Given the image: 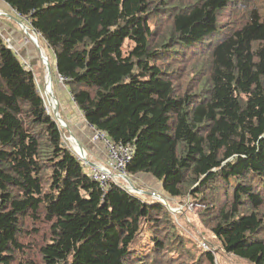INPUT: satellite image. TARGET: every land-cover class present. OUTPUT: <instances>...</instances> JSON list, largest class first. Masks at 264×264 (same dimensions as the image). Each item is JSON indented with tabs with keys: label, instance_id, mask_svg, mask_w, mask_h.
I'll return each instance as SVG.
<instances>
[{
	"label": "trees",
	"instance_id": "16d2710c",
	"mask_svg": "<svg viewBox=\"0 0 264 264\" xmlns=\"http://www.w3.org/2000/svg\"><path fill=\"white\" fill-rule=\"evenodd\" d=\"M2 1L85 122L132 146L126 174L188 197L225 252L264 264V2ZM172 214L89 176L0 37V264H214Z\"/></svg>",
	"mask_w": 264,
	"mask_h": 264
},
{
	"label": "rangeland",
	"instance_id": "374dc122",
	"mask_svg": "<svg viewBox=\"0 0 264 264\" xmlns=\"http://www.w3.org/2000/svg\"><path fill=\"white\" fill-rule=\"evenodd\" d=\"M257 3H262L264 0H256ZM259 5V4H258ZM231 9H227V14L225 12L224 17H222L226 22H228L231 18ZM14 13V14H13ZM12 14L14 17L19 18L18 15H15V12ZM15 19V18H14ZM24 25L32 32L33 35L36 36L38 41L39 48L37 49L32 42V39L23 31L20 27L21 35L23 37V41L28 45L33 47L35 57L34 59H29L26 57H20L21 62L23 63L24 67L30 70L33 74L35 79L37 88L39 93L44 99L47 111L52 115V107L54 106L52 103V99L45 95V89L47 86V68L43 63L39 52H41L50 63V75H51V86L52 92L54 93L56 100L58 102L59 108L58 112L60 118L64 121L67 125V122L61 116V102L64 100L63 95H68V91L62 81V79L56 74L54 69V61H53V54L47 48L44 41L39 37V35L31 28L28 22L25 19H21ZM15 22L17 23L16 19ZM19 25V24H18ZM15 51V49H13ZM19 56V54H17ZM189 65V64H188ZM192 65L187 66V71L184 69L183 71V78L186 79L187 74L190 75L192 73ZM49 92V91H48ZM64 93V94H63ZM47 94V93H46ZM73 137L69 134L68 130H62V139L67 147L72 150L75 154L78 152L76 145L73 143ZM75 138V137H74ZM94 138V137H93ZM95 139V138H94ZM77 155V154H76ZM86 155V154H85ZM85 158L91 163L95 161L90 160V158L86 155ZM98 162V161H97ZM100 163V162H99ZM87 172V170L85 169ZM130 177V180L134 182V177ZM124 181V180H122ZM125 182V181H124ZM136 187V184H135ZM136 192L138 196H141L144 199H157L159 200L166 209L173 215V219L177 225H179L184 232H188L189 236L192 238V243L194 244L196 249H202L210 251L213 254L214 264H251L243 259H240L230 253L224 251L221 247L219 240L214 237L212 232L207 228L200 224L199 215H197L198 210L194 208V203L188 199V197H171L168 196L164 191H162L159 183H152L146 186L136 187ZM154 193V195L151 194ZM156 195V196H155ZM158 196V197H157ZM202 243L207 245V248L202 247Z\"/></svg>",
	"mask_w": 264,
	"mask_h": 264
},
{
	"label": "crops",
	"instance_id": "0c3cea01",
	"mask_svg": "<svg viewBox=\"0 0 264 264\" xmlns=\"http://www.w3.org/2000/svg\"><path fill=\"white\" fill-rule=\"evenodd\" d=\"M0 12L5 13L0 15V27L2 33L4 37L9 40L10 45L17 50L19 54L18 57L34 59L35 53L33 47L23 41L20 27L13 18L14 11L2 0H0ZM33 39L36 40L34 37ZM48 91H50V86L47 84L45 95H47L46 93H48ZM63 98L64 100H62L60 106L61 116L67 122L69 134L72 133V135H74V137L81 143L85 154L90 158V160L107 164V155L103 144L99 140L93 139L92 128L85 122L81 112L74 104L69 94H64ZM52 103L54 104V101H52ZM132 177H134L133 184L134 186L136 184V187L158 183L156 179L147 174L141 173Z\"/></svg>",
	"mask_w": 264,
	"mask_h": 264
},
{
	"label": "built area",
	"instance_id": "2783aa9c",
	"mask_svg": "<svg viewBox=\"0 0 264 264\" xmlns=\"http://www.w3.org/2000/svg\"><path fill=\"white\" fill-rule=\"evenodd\" d=\"M3 14L5 13L0 12V15ZM15 15L17 14L15 13ZM0 37L4 40V42L9 48H11L12 50L15 49L10 45L9 40L4 37L1 27H0ZM14 52L18 54L16 49ZM92 131H93L92 137H94L96 140H99L105 148L107 155V164L99 163V162L89 163L85 159H83V157L80 156V154H78L77 152L76 153L77 157L78 159H80L82 165L87 170L89 176L93 180L97 181L102 188H105L106 184L111 181L118 183L124 190L128 192L138 194L136 192L137 190L133 189L127 183L126 177L128 175L125 172V166L130 160L132 155V146L113 142L104 133L97 131L94 128H92ZM122 180H124L125 182ZM152 195H154V193ZM202 244H203L202 247L204 249L207 248V245H205L204 243Z\"/></svg>",
	"mask_w": 264,
	"mask_h": 264
},
{
	"label": "water",
	"instance_id": "95a60500",
	"mask_svg": "<svg viewBox=\"0 0 264 264\" xmlns=\"http://www.w3.org/2000/svg\"><path fill=\"white\" fill-rule=\"evenodd\" d=\"M13 16V15H11ZM13 18L16 19L17 23L19 24L20 27H25L27 30L28 28L23 24V21L20 20L19 18H16L13 16ZM32 42L34 43L35 47L38 49L39 46H38V41L37 39L35 41L32 40ZM40 54V57L43 61V63L45 64L46 68H47V79H48V83H49V86H50V91L47 93V96H49L53 101H54V106L52 107V116L53 118L57 121L58 125L60 126L61 130H68V126L64 123V121L60 118V115H59V112H58V108H59V105H58V102L56 100V97L54 95V93L52 92V86H51V75H50V63L48 62V59L41 53L39 52ZM54 65H55V62H54ZM58 75V74H57ZM72 140H73V143L76 145V148L78 150V154H80V156L83 157V159H85L87 162L91 163V161H88L86 158H85V151H84V148L83 146L81 145V143L76 139L74 138V135H72V133H70ZM127 179V183L133 188V189H136V187L134 186L133 182L130 180V177H126ZM151 194H153V192H151Z\"/></svg>",
	"mask_w": 264,
	"mask_h": 264
},
{
	"label": "bare ground",
	"instance_id": "6f19581e",
	"mask_svg": "<svg viewBox=\"0 0 264 264\" xmlns=\"http://www.w3.org/2000/svg\"><path fill=\"white\" fill-rule=\"evenodd\" d=\"M21 28L23 29V31H24L25 33H27V35H28L33 41H35V40L33 39V37L36 39V36L33 35L31 31L27 30V29H26L25 27H23V26H22ZM47 84L49 85V83H48V79H47Z\"/></svg>",
	"mask_w": 264,
	"mask_h": 264
},
{
	"label": "clouds",
	"instance_id": "9594fccd",
	"mask_svg": "<svg viewBox=\"0 0 264 264\" xmlns=\"http://www.w3.org/2000/svg\"><path fill=\"white\" fill-rule=\"evenodd\" d=\"M21 20V19H20ZM24 23V22H23Z\"/></svg>",
	"mask_w": 264,
	"mask_h": 264
}]
</instances>
